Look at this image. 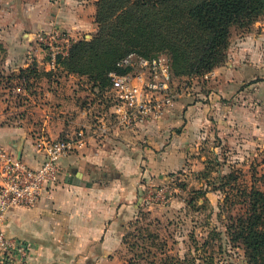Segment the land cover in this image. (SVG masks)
<instances>
[{
    "label": "crops",
    "instance_id": "0c3cea01",
    "mask_svg": "<svg viewBox=\"0 0 264 264\" xmlns=\"http://www.w3.org/2000/svg\"><path fill=\"white\" fill-rule=\"evenodd\" d=\"M96 0H39L22 5L17 31L1 35L2 74L9 97L0 105V144L21 149L31 168L42 162L33 146L43 132L52 139L84 134L85 144L60 161L62 174L33 208L12 210L9 233L31 246L22 264H126L128 223L137 217L146 187L163 184L188 162L199 167L211 137L246 148L264 146V33L257 21L233 41L225 63L192 85L160 122L136 133L97 123L110 109L86 78L51 65L36 42L42 31L60 29L74 41L97 30ZM264 31V30H262ZM29 70V71H28ZM25 71L26 78H19ZM256 139H263L255 142ZM192 168V169H193Z\"/></svg>",
    "mask_w": 264,
    "mask_h": 264
},
{
    "label": "rangeland",
    "instance_id": "374dc122",
    "mask_svg": "<svg viewBox=\"0 0 264 264\" xmlns=\"http://www.w3.org/2000/svg\"><path fill=\"white\" fill-rule=\"evenodd\" d=\"M35 1L39 0H0V38L17 31V25L24 19L22 5ZM188 1L164 4L156 1L163 5L154 7L144 4L149 0H96L95 16L97 3H102L104 22H111V28L122 20H127L128 24L131 21L141 23L136 31L122 32L112 45L101 51L106 50L112 56L131 46L139 47L141 38L144 45L153 51L163 48V31L157 28L156 21L173 7L182 9ZM259 21L258 32L264 33V17ZM244 34L240 29H233L229 45ZM92 36L88 40L84 37L79 40L89 41ZM3 52L0 39V99L10 98L8 89H5L8 76L1 70ZM160 52L164 54V51ZM87 60L86 66L91 69H101L105 64L103 60ZM190 78L181 79L187 83V101H191L193 83L202 77ZM10 108L13 106L0 105V111ZM263 139H256L255 142ZM210 142L212 149L205 154L204 164L193 168L187 162L183 171L171 174L167 182L146 187L145 197L158 192L162 186L166 193L163 192V200H152L150 204L145 202L137 217L128 223L126 264H149L184 257H193L194 264H250L242 246L228 237L227 228L235 216L245 213L247 196L244 189L264 192V146L249 141L241 152L238 147L222 145L218 138L211 137Z\"/></svg>",
    "mask_w": 264,
    "mask_h": 264
},
{
    "label": "trees",
    "instance_id": "16d2710c",
    "mask_svg": "<svg viewBox=\"0 0 264 264\" xmlns=\"http://www.w3.org/2000/svg\"><path fill=\"white\" fill-rule=\"evenodd\" d=\"M156 1L164 4L180 0H149L144 4L163 5ZM101 4L97 3L95 16L97 36L73 43L65 57L56 58V65L67 74L86 78L91 88L102 92L110 87V73H122L117 63L132 53L153 58L164 51L169 57L173 78L179 82L183 78L204 77L225 63L232 30L237 28L246 33L264 17V0H189L182 9L173 7L156 21L157 28L163 31V48L153 51L141 38L139 47L131 46L109 56L101 49L112 45L122 32L136 31L141 23L128 24L127 20H122L111 28V22H104ZM88 58L103 60L105 64L101 69L87 68ZM24 73L21 71L19 78H26ZM243 192L247 196L245 213L231 220L227 235L242 246L250 264H264V192L252 188ZM124 242L127 244L126 238ZM194 261L193 257H184L149 264H194Z\"/></svg>",
    "mask_w": 264,
    "mask_h": 264
},
{
    "label": "built area",
    "instance_id": "2783aa9c",
    "mask_svg": "<svg viewBox=\"0 0 264 264\" xmlns=\"http://www.w3.org/2000/svg\"><path fill=\"white\" fill-rule=\"evenodd\" d=\"M37 44L44 49L56 68V58L65 57L75 42L60 29L42 31L36 35ZM117 69L122 73L108 75L110 87L101 93V102L110 109L97 123L100 135L112 129L136 133L149 123L160 122L188 91L187 83L173 78L166 55L144 58L134 53L121 59ZM85 144L84 134L52 139L39 133L33 143L41 155L39 167L31 168L18 160L17 152L0 144V264H22L31 255L28 242L12 236L6 227L9 213L17 208H33L59 182L60 161ZM146 197L163 200L165 187ZM156 198H152V197ZM166 198V195H165ZM150 199V200H149Z\"/></svg>",
    "mask_w": 264,
    "mask_h": 264
},
{
    "label": "water",
    "instance_id": "95a60500",
    "mask_svg": "<svg viewBox=\"0 0 264 264\" xmlns=\"http://www.w3.org/2000/svg\"><path fill=\"white\" fill-rule=\"evenodd\" d=\"M17 156H18V160L21 159V149H17Z\"/></svg>",
    "mask_w": 264,
    "mask_h": 264
}]
</instances>
